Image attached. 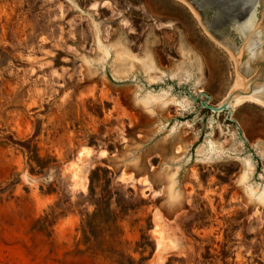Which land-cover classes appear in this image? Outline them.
<instances>
[{"label":"rangeland","instance_id":"obj_1","mask_svg":"<svg viewBox=\"0 0 264 264\" xmlns=\"http://www.w3.org/2000/svg\"><path fill=\"white\" fill-rule=\"evenodd\" d=\"M117 46L162 81L116 73ZM184 61L191 78H171ZM234 62L185 0H0V264H264L244 188L264 190V108L201 107Z\"/></svg>","mask_w":264,"mask_h":264},{"label":"water","instance_id":"obj_2","mask_svg":"<svg viewBox=\"0 0 264 264\" xmlns=\"http://www.w3.org/2000/svg\"><path fill=\"white\" fill-rule=\"evenodd\" d=\"M185 1L207 35L230 50L239 75L220 105L201 107L217 115L231 113L230 104L246 98L264 103V0Z\"/></svg>","mask_w":264,"mask_h":264},{"label":"bare ground","instance_id":"obj_3","mask_svg":"<svg viewBox=\"0 0 264 264\" xmlns=\"http://www.w3.org/2000/svg\"><path fill=\"white\" fill-rule=\"evenodd\" d=\"M193 13L196 16V18L198 19V16L196 15V13L194 11H193ZM222 47L225 50V52H227L228 55L233 60H235V58L231 54L230 50H228L224 46H222ZM113 48H115V47H113ZM103 49L104 48H102V50ZM113 51L115 53V55L113 56V57H115L114 58V64L113 65H114V68H116V73H118L119 75L125 74V73L126 74L133 73V70H135V68L137 67L136 65H138L139 69L144 73V75L146 76L147 81L149 83H151V82H157V81H160V80L162 81L163 78L161 76H162L163 73H161L156 68V66H155V64H154V62H153L150 54L149 55L148 54H144L143 57H141V58L138 59L136 56L132 55L129 51H127V49H124L122 47H118L117 46L116 47V50L114 49ZM107 52H106V54H107ZM102 55L105 56V53L103 52ZM107 56L108 55H106L105 57L107 58ZM181 57H185V54L182 55ZM189 62H191V61H189ZM234 63H236V62H234ZM192 66H193V64H191V63H186L185 61L182 62L181 65L177 66L176 69L171 73V75H170L171 78H176L178 80H182L184 82H187L191 78V72H190V69L189 68H191ZM126 76H128V75H126ZM237 76H238V78H237V80H238L239 79L238 72H237ZM237 80L235 81V83L237 82ZM232 88H231V90H232ZM231 90L226 94V96L230 94ZM226 96L224 97V99L222 100V102L225 100ZM167 98H168V94L167 93H162V94L157 95V96L156 95L153 96L151 94H146V95H144V97H142L140 99V103L142 104V106L146 110H151L153 107H156V106H159V105L166 106L169 103H172V104L174 103V100L173 99L172 100H168ZM222 102H220V104ZM245 102H249V103H252V104H255L257 106H260V107L264 108V103H262V102H260L258 100L246 98V99L241 100L239 102L231 103L230 104L231 111H233L238 105H240L242 103H245ZM178 105L180 107L181 106H184L183 103H178ZM211 153L214 154V156H216V154H217L215 152V149L213 147L211 148ZM250 168H251V164L249 162H246L245 163V167H244L243 174L241 175V178L239 179L240 180L239 183H241L242 186L247 181V179H249L250 175L252 174ZM167 175H168V173H167ZM167 179H168L167 180V184H168V187H167L168 190H167V192H169L172 195V193H173L172 190H174L173 189V186H174L175 181L173 180V176H170V175H168V178ZM244 188H245V192L247 194V198L248 199L254 200V203L256 202V203H259V205L261 204L262 206H264V190L263 189H262V191H258L256 189L254 190L253 189V186H249V187H246L245 186ZM174 192L177 193L176 191H174ZM176 196H178V194ZM172 198H174V200H175V196L172 195ZM172 198H170V199H172Z\"/></svg>","mask_w":264,"mask_h":264},{"label":"trees","instance_id":"obj_4","mask_svg":"<svg viewBox=\"0 0 264 264\" xmlns=\"http://www.w3.org/2000/svg\"><path fill=\"white\" fill-rule=\"evenodd\" d=\"M25 150H28V154H29V158H28V161L30 162V164L32 163V164H34V165H36V166H38L39 167V161L41 162L42 160L41 159H39L38 157L36 158V156H34L32 153V151L29 149V147H25L24 148ZM33 168H31V170H30V173L31 174H33ZM96 207H97V205H96Z\"/></svg>","mask_w":264,"mask_h":264}]
</instances>
